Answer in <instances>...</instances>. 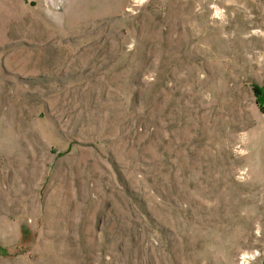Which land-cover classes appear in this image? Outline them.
Segmentation results:
<instances>
[{
	"label": "rangeland",
	"instance_id": "rangeland-1",
	"mask_svg": "<svg viewBox=\"0 0 264 264\" xmlns=\"http://www.w3.org/2000/svg\"><path fill=\"white\" fill-rule=\"evenodd\" d=\"M264 0H0V264H264Z\"/></svg>",
	"mask_w": 264,
	"mask_h": 264
},
{
	"label": "trees",
	"instance_id": "trees-1",
	"mask_svg": "<svg viewBox=\"0 0 264 264\" xmlns=\"http://www.w3.org/2000/svg\"><path fill=\"white\" fill-rule=\"evenodd\" d=\"M254 90L258 103L262 104L264 102V88L255 86Z\"/></svg>",
	"mask_w": 264,
	"mask_h": 264
}]
</instances>
